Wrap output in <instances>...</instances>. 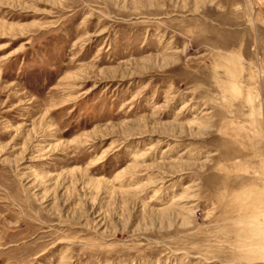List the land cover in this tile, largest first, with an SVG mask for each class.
I'll return each instance as SVG.
<instances>
[{
  "label": "rangeland",
  "instance_id": "rangeland-1",
  "mask_svg": "<svg viewBox=\"0 0 264 264\" xmlns=\"http://www.w3.org/2000/svg\"><path fill=\"white\" fill-rule=\"evenodd\" d=\"M0 264H264V0H0Z\"/></svg>",
  "mask_w": 264,
  "mask_h": 264
},
{
  "label": "bare ground",
  "instance_id": "bare-ground-1",
  "mask_svg": "<svg viewBox=\"0 0 264 264\" xmlns=\"http://www.w3.org/2000/svg\"><path fill=\"white\" fill-rule=\"evenodd\" d=\"M229 61H230V60H229ZM231 63H232V62H231ZM232 67H234V66L232 65ZM235 67H236V66H235ZM231 69H232V68H231ZM232 71H233V69H232ZM232 71H231V72H232ZM231 74H232V73H231Z\"/></svg>",
  "mask_w": 264,
  "mask_h": 264
}]
</instances>
